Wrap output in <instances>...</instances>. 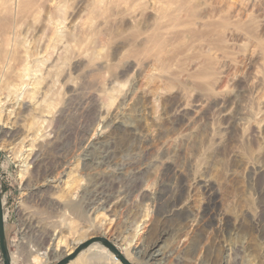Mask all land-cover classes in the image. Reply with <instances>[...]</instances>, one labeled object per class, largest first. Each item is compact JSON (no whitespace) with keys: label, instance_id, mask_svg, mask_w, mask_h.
Here are the masks:
<instances>
[{"label":"rangeland","instance_id":"obj_1","mask_svg":"<svg viewBox=\"0 0 264 264\" xmlns=\"http://www.w3.org/2000/svg\"><path fill=\"white\" fill-rule=\"evenodd\" d=\"M30 1L0 0L32 14L0 79L11 263L103 237L131 264H264V0Z\"/></svg>","mask_w":264,"mask_h":264},{"label":"bare ground","instance_id":"obj_2","mask_svg":"<svg viewBox=\"0 0 264 264\" xmlns=\"http://www.w3.org/2000/svg\"><path fill=\"white\" fill-rule=\"evenodd\" d=\"M22 1H24V0H22ZM31 2H32V0L30 1V4H31ZM20 3H18V4H20ZM21 5H18V10H15L16 12L10 11L11 10L10 9L8 14L6 13V15H8V16L5 17V15H4L5 19H1V15H0V44H1L0 45V79L3 76L6 77L8 71H10V70L11 71H14V70H17V69L19 70L20 67L23 65V63L25 62L23 58L19 57V54H20L19 48L21 46V41H20L21 37L20 38L18 37V36H20L19 35L20 33H18V35H17V32H19L18 28L20 27L19 26V24L21 23L20 21L21 20H23V21L26 20L27 21V19H25V18H30L29 14H31V12H30L31 11V7L28 5L30 8L28 7V9H27V5L26 6H25V4H23L22 6ZM31 6H32V4H31ZM34 8H35V6L32 9H34ZM15 9H17V8H15ZM29 9H30V11H29ZM7 11H8V9H7ZM9 14H10V16H9ZM17 20H20L19 21L20 23ZM32 21L34 22V19ZM21 25H23V24L21 23ZM8 38L10 40L12 39V41H10V42H13V43L11 45L12 47L9 50H5L3 42H6ZM2 65H4L5 67L7 66V72L6 73H4L5 67H2ZM26 71H27V69H25V68L22 70V72H26ZM2 73H3V75L1 76ZM22 78H23V75H22ZM1 117H2V113L0 112V118ZM3 132L5 133L3 128H1L0 129V133H3ZM72 209L75 210V212H77L79 215L82 214L77 209L76 206H73ZM98 233H99V231H96V234H98ZM94 234H95V232H94ZM83 242H84V239H79V241L74 244V247L73 246L71 247V246H64V245H66V243L64 241H62L61 243H59V245L57 246L55 251H59L58 250L59 248L64 247L63 250H60V254L59 255L63 256V255L67 254L66 256H68L76 248L77 245L79 246ZM160 244L161 243L159 241H155V242H153L150 245H144V246H142V247H140L138 249L136 255L138 256V258H140L139 260L142 261V262H145V263L155 262L156 263L161 258V256H163V257L165 256L163 248L160 246ZM93 245H95V244H93ZM96 245H97V243H96ZM98 246H100V245H98ZM125 251L128 252L127 249H125ZM104 252H105V250H104ZM120 253L122 254V252H120ZM126 255L129 256V253L126 254ZM112 259L114 260V262L119 264L120 260L116 256H114ZM38 261H40L39 258H35L33 262H38Z\"/></svg>","mask_w":264,"mask_h":264},{"label":"water","instance_id":"obj_3","mask_svg":"<svg viewBox=\"0 0 264 264\" xmlns=\"http://www.w3.org/2000/svg\"><path fill=\"white\" fill-rule=\"evenodd\" d=\"M102 244L105 248H107L110 252H112L122 264H131L123 255L105 238L103 237H93L88 241H84L79 246H77L72 253L63 258L57 264H69L74 261L78 255L88 249L93 244ZM0 249L3 259V264H11V259L7 247L5 229H4V212H3V200L1 195V182H0Z\"/></svg>","mask_w":264,"mask_h":264}]
</instances>
